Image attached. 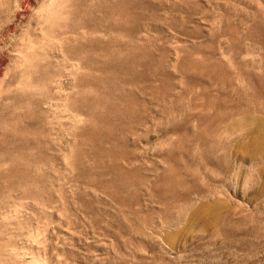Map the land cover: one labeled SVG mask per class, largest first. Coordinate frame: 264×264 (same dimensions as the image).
<instances>
[{"label": "rangeland", "instance_id": "1", "mask_svg": "<svg viewBox=\"0 0 264 264\" xmlns=\"http://www.w3.org/2000/svg\"><path fill=\"white\" fill-rule=\"evenodd\" d=\"M50 1L0 0V264H264V0Z\"/></svg>", "mask_w": 264, "mask_h": 264}, {"label": "bare ground", "instance_id": "2", "mask_svg": "<svg viewBox=\"0 0 264 264\" xmlns=\"http://www.w3.org/2000/svg\"><path fill=\"white\" fill-rule=\"evenodd\" d=\"M59 1V0H58ZM60 2V1H59ZM56 3H57V1L56 0H51L50 1V3L46 6L47 7V9L45 10V12H44V14H46L45 16H47V17H49V16H54L56 13H57V8L56 7H54L55 5H56ZM92 3V2H91ZM58 4V3H57ZM60 4L61 5H63V0H61V2H60ZM60 4H58V5H60ZM57 5V6H58ZM112 3H110V0L107 2H105V3H102V4H98V7H99V9H104V10H108V9H110L111 7H112ZM113 8V7H112ZM46 17V18H47ZM119 23V22H118ZM110 32V31H109ZM105 36V35H104ZM126 41V40H125ZM111 44V43H110ZM93 50H94V48H93ZM99 51H101V50H99ZM102 52V51H101ZM95 53V52H94ZM98 54V53H97ZM94 64V63H93ZM103 65V64H102ZM101 72V71H100ZM104 74V73H103ZM104 76V75H103ZM61 82H60V79H56L55 81H54V89H55V91H57V92H59L60 91V89H61ZM110 84V83H109ZM96 92V91H95ZM52 96V95H51ZM53 98V97H52ZM52 98H48V99H46L45 101H44V103H46V104H49V105H52L51 103H53L52 102ZM105 108V107H104ZM91 117H93V116H91ZM78 125V124H77ZM175 125V124H174ZM15 213V212H14ZM22 256V255H21ZM21 256H18L17 255V258L21 261V262H24L25 260H24V258L23 257H21ZM17 259V260H18ZM30 262V261H29ZM32 262H35L34 260L32 261ZM28 264H30V263H28ZM35 264H37V262H35Z\"/></svg>", "mask_w": 264, "mask_h": 264}]
</instances>
